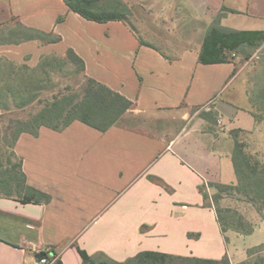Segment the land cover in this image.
Returning a JSON list of instances; mask_svg holds the SVG:
<instances>
[{
    "label": "crops",
    "instance_id": "obj_1",
    "mask_svg": "<svg viewBox=\"0 0 264 264\" xmlns=\"http://www.w3.org/2000/svg\"><path fill=\"white\" fill-rule=\"evenodd\" d=\"M183 1L207 27L216 22L226 31L264 32V0ZM6 6L22 26L54 31L61 40L0 44V57L36 65L43 55L72 49L87 77L164 128L99 132L73 122L61 132L42 127L37 136L21 134L13 150L26 182L50 201L0 197V264H39V251L51 254L50 264H83L78 249L92 264H125L144 252L211 260L227 255L237 264L247 249L264 247V221L248 236L222 233L199 190L210 197L209 185L236 183L230 133L259 131L264 51L246 72L232 62H199L207 30L171 57L141 45L123 22L86 20L63 0H7ZM59 16L64 20L55 24ZM208 112L215 120L203 116Z\"/></svg>",
    "mask_w": 264,
    "mask_h": 264
},
{
    "label": "trees",
    "instance_id": "obj_2",
    "mask_svg": "<svg viewBox=\"0 0 264 264\" xmlns=\"http://www.w3.org/2000/svg\"><path fill=\"white\" fill-rule=\"evenodd\" d=\"M112 1L113 3H100V0H63L69 12L86 20L97 23L120 21L133 31L127 20L128 9L120 2ZM63 20L64 16H59L55 24ZM22 30L25 35L16 43L0 44H18L32 40L39 41L41 44H53L61 40L54 31L43 32L24 26ZM137 39L141 45L151 47L139 37ZM263 42L264 32L226 31L211 26L203 39L199 62L203 64L230 62L227 59L228 53L236 52L244 46L257 49ZM63 69L69 77V84L60 88L57 83L52 82L51 78L56 71ZM5 74H7V79L3 76ZM46 92L49 94H45ZM10 103L19 111L27 109H36V111L28 112L25 120H10V124L5 128V139L9 141L8 147L11 151L5 162L0 160V197L35 204L48 203L50 197L30 187L26 182L22 161L13 150L21 134L37 136L42 127L61 132L73 122H80L99 132H105L113 126H120L123 116L134 107V104L124 96L87 77L83 61L72 49H67L63 55H43L32 68L0 57V115L8 113ZM259 106V110L264 112V99L259 101ZM203 116L208 121L215 120L212 112L203 114ZM255 119L258 120V116H255ZM230 135L233 140L232 160L236 183L234 185H209L214 190V194L210 197L202 187L199 190L203 196L204 205L213 206L222 233L233 231L241 236H248L254 231V225L245 222L236 210L222 208L219 203L226 198H236L253 205L264 203V166L257 169L256 162L251 164L252 158L250 159V156L244 153L243 148L247 146L244 141L245 132L234 130ZM10 157H14L17 162L13 163ZM149 179L166 188L158 179ZM260 251L259 246L247 249L246 259L237 264H264V257L254 258V255ZM78 253L83 264H92L83 251L78 249ZM36 257L40 256L36 255ZM130 263L231 264L227 255L219 260H211L183 258L153 252L140 253L125 264Z\"/></svg>",
    "mask_w": 264,
    "mask_h": 264
},
{
    "label": "rangeland",
    "instance_id": "obj_3",
    "mask_svg": "<svg viewBox=\"0 0 264 264\" xmlns=\"http://www.w3.org/2000/svg\"><path fill=\"white\" fill-rule=\"evenodd\" d=\"M116 1L123 4L128 9L129 16L127 20L135 35L145 44L151 45L171 57L177 56L184 48L199 42L203 38L206 30L208 31V28L216 23L212 22L210 26L207 27L183 0ZM104 2L113 3L112 0H100V3ZM6 5L7 0H0V43H16L25 35V32L22 30L19 21L13 17L11 13H8ZM261 51H264V46H261L258 50L250 47H242L236 52L228 53L227 59L236 65L237 70L244 67V70L247 72L252 69ZM25 61L26 62L22 64L31 68L36 66L34 65L35 63L29 61L28 58H25ZM6 75L7 74L3 76L7 79ZM51 79L52 82L57 83L60 88L69 84V77H67L66 70L64 69L58 72L56 71ZM45 94L48 95L49 93L46 92ZM35 111L36 109L19 111L10 103L8 106V113L6 114L5 112L0 115L1 161L5 162L6 157L10 155L9 153L11 151L8 147L9 141L5 139V128L10 124V120H25L28 116V112ZM260 120L259 131L244 137L247 146L243 148L244 153L249 155L250 159L252 158L251 164H255L256 162L255 167H257V169L264 166V117H261ZM120 126L137 130H147L150 128L162 130L164 128V124L154 125V123L145 116L136 115L134 107L129 114L123 117ZM10 158L13 163L17 162L14 157ZM219 205L222 208L236 210L244 221L251 225H255L256 222L264 221V203H256V205H253L250 202L238 200L236 198H226L224 202H220ZM255 237L257 238L258 235ZM259 248L261 251L255 254L254 258L263 257L264 247L259 246Z\"/></svg>",
    "mask_w": 264,
    "mask_h": 264
},
{
    "label": "built area",
    "instance_id": "obj_4",
    "mask_svg": "<svg viewBox=\"0 0 264 264\" xmlns=\"http://www.w3.org/2000/svg\"><path fill=\"white\" fill-rule=\"evenodd\" d=\"M37 256H40L38 258V263L39 264H50L51 263V259L49 258V256L51 255L49 252L47 251H39L36 254Z\"/></svg>",
    "mask_w": 264,
    "mask_h": 264
}]
</instances>
